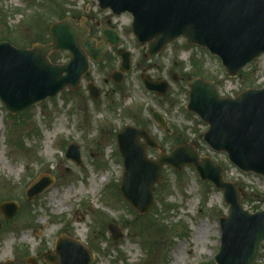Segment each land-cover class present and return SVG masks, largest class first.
Masks as SVG:
<instances>
[{
	"label": "rangeland",
	"instance_id": "rangeland-1",
	"mask_svg": "<svg viewBox=\"0 0 264 264\" xmlns=\"http://www.w3.org/2000/svg\"><path fill=\"white\" fill-rule=\"evenodd\" d=\"M85 9L91 35L99 38L95 22L104 20L106 13L98 12L94 1L0 0V41L19 49L35 42L47 44L48 28L60 14L84 16ZM111 23L122 34L119 48L132 55L123 84L108 83L120 64L116 49H109L90 68V79L101 91L97 100L90 98L87 85L82 84L15 116L0 103V204L11 201L19 206L9 221L0 214V264H30L29 259L48 264L45 257L55 253L60 234L90 251L91 264H215L221 236L218 220L228 213L221 192L201 181L190 166L180 172L163 167V184L154 188L155 203L139 215L119 191L123 162L115 136L125 125L148 130L166 153L178 142L192 144L200 157L220 164L225 179L237 184L245 209L252 213L264 210V180L240 172L225 154L212 151L202 141L207 126L186 110L187 79L191 77L214 82L223 97L263 88L264 56L230 78L216 57L183 40L150 59L146 46L132 36L127 16L111 19ZM49 59L63 65L68 54L54 52ZM170 73L182 80L173 83ZM142 74L170 84L165 99L146 91ZM155 111L164 116L167 131L153 122ZM72 142L79 147V165L65 157ZM147 154L150 159L158 156L151 149ZM40 175L53 177V184L28 201L26 189ZM109 225L118 228L119 239H112ZM254 264H264V244Z\"/></svg>",
	"mask_w": 264,
	"mask_h": 264
},
{
	"label": "water",
	"instance_id": "water-1",
	"mask_svg": "<svg viewBox=\"0 0 264 264\" xmlns=\"http://www.w3.org/2000/svg\"><path fill=\"white\" fill-rule=\"evenodd\" d=\"M78 1V0H72ZM100 9L115 15L131 14L132 31L141 45L148 44V56L159 54L179 38L186 44L207 49L219 57L230 77L264 55V0H97ZM85 28L65 19L50 27L52 42L35 44L31 49H17L9 42H0V102L12 114H20L34 105L55 97L66 88L78 89L81 77L88 70L87 56L99 61L106 42L117 46L114 33L102 31L105 40L99 48L92 40L84 41ZM80 44L82 48L80 47ZM55 51L69 53L65 65L52 64L48 56ZM120 72L111 78L119 83L122 73L130 68L131 57L120 51ZM147 90L163 97L168 84L163 80L143 77ZM187 110L208 126L203 141L218 153H225L230 163L246 173L264 177V88L249 89L236 98L221 97L215 84L201 78L188 80ZM90 96L98 99L95 85L88 87ZM154 121L164 130L167 125L159 113ZM118 150L123 157L124 172L120 185L123 198L139 214L154 204V186L162 184L164 166L181 171L193 167L200 179L211 182L223 194L228 214L220 219L221 245L216 264H254L264 243V210L250 213L242 205L243 195L235 183L224 179L223 168L209 157L199 158L190 144L176 146L169 154L155 142L148 131L125 126L117 135ZM159 151L156 160L147 150ZM66 157L81 163L78 145L71 143ZM53 178L41 176L27 191L28 201L42 194ZM18 210L15 202L0 205L5 220ZM108 230L114 240L121 237L115 226ZM93 255L77 241L62 235L55 254H48V264H91ZM35 264L34 261H29ZM5 264H14L7 261Z\"/></svg>",
	"mask_w": 264,
	"mask_h": 264
},
{
	"label": "flooded vegetation",
	"instance_id": "flooded-vegetation-1",
	"mask_svg": "<svg viewBox=\"0 0 264 264\" xmlns=\"http://www.w3.org/2000/svg\"><path fill=\"white\" fill-rule=\"evenodd\" d=\"M91 1H94L95 2V0H91ZM96 3V2H95ZM97 5V4H96ZM97 10H98V12H104V13H106V16L104 17V20H98V21H96L95 23H96V25H97V27H98V29H99V38H97V37H94V36H92L91 35V33H92V29L90 28V27H88L87 26V20H88V12L89 11H87L86 9H85V12H84V16H81V15H79V16H77V14L75 15V14H71V13H69V15H68V17H70V18H72L75 22H76V24H78V25H83V26H85L86 27V29H87V34L84 36V38H85V40H88V39H92V40H94V42H95V47H97L98 46V44L102 41V37H101V32L102 31H106V32H110V33H116L118 36H119V43L121 44V42H122V34L121 33H119V30L117 29V27H116V25H114L113 23H111V19H118V18H120V17H122V16H127L128 17V19H129V25H130V31H131V16L129 15V14H124V15H122V16H120V17H116V16H114L110 11H101V10H99V8L97 7ZM77 20H78V22H77ZM94 20H96V19H94ZM105 23H104V22ZM108 50L109 49H115V48H113V47H111L110 45H108V48H107ZM107 50V51H108ZM107 51L105 52V53H107ZM116 54H117V56L119 55V50L118 49H116V52H115ZM98 64V63H97ZM94 66V65H93ZM119 67H120V64H119ZM119 67H118V70H119ZM114 71H116V70H114ZM129 73V72H128ZM128 73H125L123 76H122V83H120V84H117L115 81H113V80H111V78L109 77V79H110V81L108 82L107 80H105V82L107 83H110L111 85H121V84H123L124 83V81H125V79H126V76L128 75ZM91 73H90V71L86 74V75H84L83 77H82V79H81V83H80V85H87L86 86V88H88V85L90 84V83H92V79H90V75ZM174 75H176L175 73H170V79L171 80H173L174 79ZM111 76V75H110ZM155 79H161V78H155ZM175 79H176V81H181L182 79H181V77H179V75H176L175 76Z\"/></svg>",
	"mask_w": 264,
	"mask_h": 264
}]
</instances>
